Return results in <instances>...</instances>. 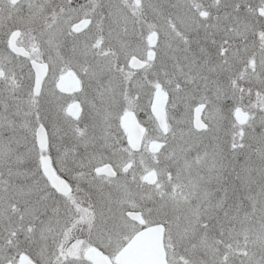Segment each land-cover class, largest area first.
<instances>
[{
  "label": "snow or ice",
  "instance_id": "obj_1",
  "mask_svg": "<svg viewBox=\"0 0 264 264\" xmlns=\"http://www.w3.org/2000/svg\"><path fill=\"white\" fill-rule=\"evenodd\" d=\"M0 264H264V0H0Z\"/></svg>",
  "mask_w": 264,
  "mask_h": 264
}]
</instances>
